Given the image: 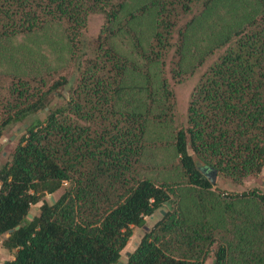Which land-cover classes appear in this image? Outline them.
<instances>
[{
    "label": "trees",
    "instance_id": "obj_1",
    "mask_svg": "<svg viewBox=\"0 0 264 264\" xmlns=\"http://www.w3.org/2000/svg\"><path fill=\"white\" fill-rule=\"evenodd\" d=\"M133 1L140 4L128 8ZM220 2L0 0V40L61 23L78 74L71 96L55 107L45 103L46 94L66 80L44 88L18 75L7 87L0 84V137L6 125L25 123L0 167V242L13 255L5 264H117L132 226H144L163 207L166 214L143 233L125 264H204L211 251L212 264H264V193L224 198L203 170L242 182L264 165V0H252L261 10L251 19L206 43L199 63L219 53L190 93L186 128L174 136L187 183L201 200H214L218 219L207 208L189 220L179 204L173 210L171 183L139 175L148 124L166 120L173 106L166 79L155 86L152 72L173 47L179 65L188 28ZM198 3L202 8L174 43L178 18ZM91 13L104 16L92 46L83 32ZM148 15L153 24L143 43L134 23ZM119 33L131 40L136 59L112 43ZM64 182L61 195L43 200L29 218L31 205ZM241 199L252 208H237Z\"/></svg>",
    "mask_w": 264,
    "mask_h": 264
},
{
    "label": "rangeland",
    "instance_id": "obj_2",
    "mask_svg": "<svg viewBox=\"0 0 264 264\" xmlns=\"http://www.w3.org/2000/svg\"><path fill=\"white\" fill-rule=\"evenodd\" d=\"M138 2H130L128 8ZM200 8H202L201 3H198L190 13L178 18L173 32L172 41L174 43H178V31L182 30L186 22L199 13ZM126 10L128 9L126 8ZM258 10L261 8L253 5L252 0H223L217 4L216 8L203 12L204 15L197 17L194 25L188 28L185 38L186 46L180 56L179 65L177 64L179 59L173 47L167 56L165 65L160 70L159 67L155 68L152 72L155 86H159V80L162 77L166 79L172 91L170 100L173 106L166 120L160 123L150 121L148 124L145 146L138 165L139 175L149 178L155 184L171 183L175 189L174 194L171 195L173 210L178 208L179 204L183 214L189 220L198 219L200 211H206L207 208L213 209L209 215L212 220L218 219L216 214L219 213L217 207L212 206L214 200L211 197L201 200L193 192L192 185L187 183L184 171L179 165L173 144L176 130L187 126L190 93L201 73L219 51L202 63H199L200 54L205 49L206 43L210 42L212 38L216 39L227 33L233 24L237 25V23L247 21ZM103 21L104 16L101 13H91L88 16L87 26L83 31L86 43H91L92 46ZM152 24L153 19L150 15L142 17L134 23L143 43L147 42L150 37ZM126 37L125 34L119 33L111 40L120 51L136 59L131 40H127ZM90 54L91 50L87 51V55ZM18 75L23 76L32 84L37 85L41 81L45 83L43 84L44 88H47L55 80H66V83L54 92L46 94L45 101L48 106L52 107L65 104L76 85L78 74H76V63L72 60V51L63 34L61 23H49L37 32L18 35L8 41L0 40V84L7 87L9 82ZM44 114L43 111L39 112L40 117H43ZM24 124L21 121L3 127L0 137V167L10 161L14 148L24 133ZM189 152L196 158L191 149ZM203 168L205 174L211 177L212 190L224 198H236L237 195L253 191L264 193V165L258 174L248 176L242 182L234 181L221 172L214 170L213 173V171L205 169L204 166ZM66 184L64 182L52 193L45 191L42 199L31 205L30 213L37 214L43 200H50V197L56 200ZM200 203L204 205L203 208L200 207ZM167 208L157 209L147 216L144 226H132V234L120 252L119 261L125 264L127 253L135 249L143 233L153 227L166 214ZM237 208L245 212L250 210L252 205L241 199L237 203ZM3 236L5 235H2L1 238ZM213 258V251H211L205 258L204 264H212ZM9 259V251L5 248L1 249L0 264H5Z\"/></svg>",
    "mask_w": 264,
    "mask_h": 264
},
{
    "label": "water",
    "instance_id": "obj_3",
    "mask_svg": "<svg viewBox=\"0 0 264 264\" xmlns=\"http://www.w3.org/2000/svg\"><path fill=\"white\" fill-rule=\"evenodd\" d=\"M206 168V167H205ZM207 169V168H206ZM209 171L211 170V171H213V173H214V169H212V168H210V169H208ZM214 175V174H213ZM50 200H51V202H54V199L52 198V197H50ZM32 214L31 213H29L28 214V217L29 218H32ZM19 226H16V228H18ZM10 231H12V229L10 230ZM129 253H127V255H128ZM118 264H124L123 262H121V261H118Z\"/></svg>",
    "mask_w": 264,
    "mask_h": 264
},
{
    "label": "crops",
    "instance_id": "obj_4",
    "mask_svg": "<svg viewBox=\"0 0 264 264\" xmlns=\"http://www.w3.org/2000/svg\"><path fill=\"white\" fill-rule=\"evenodd\" d=\"M3 250L4 249V247L2 246V245H0V250ZM6 249V248H5ZM10 253V252H9ZM13 258V255H12V253H10V259L9 260H11ZM9 260H7V261H9Z\"/></svg>",
    "mask_w": 264,
    "mask_h": 264
},
{
    "label": "flooded vegetation",
    "instance_id": "obj_5",
    "mask_svg": "<svg viewBox=\"0 0 264 264\" xmlns=\"http://www.w3.org/2000/svg\"><path fill=\"white\" fill-rule=\"evenodd\" d=\"M203 170H204V168H203Z\"/></svg>",
    "mask_w": 264,
    "mask_h": 264
}]
</instances>
